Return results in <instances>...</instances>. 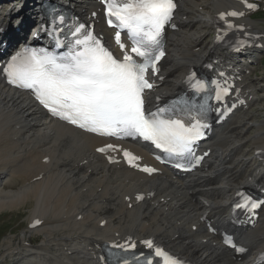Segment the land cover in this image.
Wrapping results in <instances>:
<instances>
[{
	"label": "bare ground",
	"instance_id": "6f19581e",
	"mask_svg": "<svg viewBox=\"0 0 264 264\" xmlns=\"http://www.w3.org/2000/svg\"><path fill=\"white\" fill-rule=\"evenodd\" d=\"M66 1L86 14V7L94 5V0ZM241 1L179 0L177 30L166 37L168 54L162 63L161 85L152 97H170L182 89L181 80L190 68L201 69L214 57L216 47L205 37L221 11H242L243 28L234 34L248 37L249 33H262L249 39L264 45V32L247 18L248 10ZM30 4L31 0L21 2L27 9ZM184 18L188 21L183 22ZM258 48L243 56L255 58ZM236 56L224 59L221 67H234L246 74L248 67L242 70L232 63ZM236 85L245 98V110L232 113L229 121L214 131L206 145L212 149L209 157L181 177L167 170L147 176L107 162V153L97 151L105 144L114 145L112 152L117 156L131 148L139 153L140 161L148 157L135 145L107 142L50 118L25 93L8 89L0 80V211L30 203L31 222L40 221L23 231L16 242L3 243L0 260L104 264L103 245L124 244L128 237L143 245L144 238L153 237L175 254L199 264H257L256 254L264 251V207L252 228L235 229L247 248L243 254L226 250L207 226H229L225 213L236 190L242 186L253 189L264 180V121L254 120L257 133L249 136L242 123L252 118L249 108L260 99L255 89L261 86L245 76ZM250 145L260 150V162L258 155L252 153L255 161L251 162V157L240 151ZM35 233L43 236L39 243L31 240Z\"/></svg>",
	"mask_w": 264,
	"mask_h": 264
},
{
	"label": "snow or ice",
	"instance_id": "6c2138e0",
	"mask_svg": "<svg viewBox=\"0 0 264 264\" xmlns=\"http://www.w3.org/2000/svg\"><path fill=\"white\" fill-rule=\"evenodd\" d=\"M106 4L108 23L118 29L115 42L122 58L114 56L84 24H77L71 31L68 51L63 55L31 48L14 55L3 70L8 82L31 90L35 99L53 116L85 131L117 138L140 137L170 157L193 155L194 143L203 137V130L208 127L202 120L203 113L191 117L193 122L186 124L183 119L169 115L174 112L176 103L156 111H145V90L153 88L148 73L149 70L153 74L159 71L157 62L164 56L162 33L172 19L176 8L174 0H106ZM245 6L256 7L246 0ZM242 15V12L231 11L221 13L220 19ZM232 27L227 23V28ZM121 31H125L131 41L130 50H126L121 41ZM188 82L194 93L208 91L209 82L196 79L195 74ZM211 83L215 85V99L222 101L229 94V86ZM110 150H115V146L109 144L97 149L101 153ZM123 155L130 165L138 167L135 161L139 157L128 151ZM109 159L111 161V157ZM199 159L196 158L197 163ZM176 167L182 165L178 163ZM142 171L150 174L156 169L144 167ZM260 204L242 195L236 207L252 211ZM225 242L231 245L230 240ZM143 244L148 249L154 248L155 256L162 258L163 264H182L162 248L154 247L151 239ZM110 247L117 250L111 264H154L143 253L132 251L136 244L130 238L124 244ZM237 251L244 249L237 248Z\"/></svg>",
	"mask_w": 264,
	"mask_h": 264
},
{
	"label": "rangeland",
	"instance_id": "374dc122",
	"mask_svg": "<svg viewBox=\"0 0 264 264\" xmlns=\"http://www.w3.org/2000/svg\"><path fill=\"white\" fill-rule=\"evenodd\" d=\"M261 5H262L261 9L257 11L255 14H253L252 22L256 24V27L259 30L264 31V13H262L264 11L260 12L261 10L264 9V1L261 2ZM184 19L185 20H183V22L188 21L187 18ZM210 31L206 33L205 38L207 41H210L212 39L209 34ZM255 58H256V60L254 61L255 66H253L250 69V71H248L246 76L250 80H255L259 82L261 88L257 87L255 90H257V95L260 97V99L253 102L255 104L251 108L252 118L242 121V123L245 125V135L247 136L256 135L257 133V131L255 130V128H253L252 125V122H254V120L258 122L264 121V73L261 71L262 69L264 70V45L258 52H256ZM247 150L253 151L252 146L251 145L248 147L243 146L240 148L241 152L245 151L246 154H248L251 157V162L255 161V159L252 156V153L247 152ZM258 162H260V160H258ZM258 162L256 161V163ZM30 208H31V204L29 203L26 204L24 207L20 205L12 209L5 208L0 211V250H2L1 245H3V243L7 242L8 240H13V242H16L21 237V233L28 229L27 227L30 223L28 216ZM42 237L43 236L41 233H35L31 237V240L33 241V243H39L42 240ZM14 263H18V262H16V260L11 261L9 258L3 261L0 260V264H14Z\"/></svg>",
	"mask_w": 264,
	"mask_h": 264
}]
</instances>
